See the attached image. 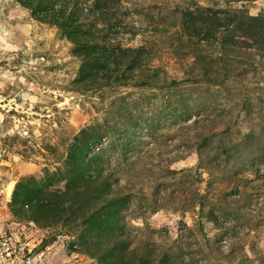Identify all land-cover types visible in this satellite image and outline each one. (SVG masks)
<instances>
[{"label": "rangeland", "instance_id": "374dc122", "mask_svg": "<svg viewBox=\"0 0 264 264\" xmlns=\"http://www.w3.org/2000/svg\"><path fill=\"white\" fill-rule=\"evenodd\" d=\"M141 2L195 10L225 0L127 4ZM247 6L255 14L264 0ZM42 14L24 0H0V188H13L12 200L27 180L64 188L69 147L91 126L102 135L94 151L129 195L121 216L132 249L150 244L175 264H264V55L255 52L254 69L241 70L221 93L207 83L80 92L76 44ZM151 38L158 37L122 42ZM171 38L155 65L181 75L182 61L170 54L179 39ZM40 229L62 241L66 264H99L82 247L81 227Z\"/></svg>", "mask_w": 264, "mask_h": 264}, {"label": "trees", "instance_id": "16d2710c", "mask_svg": "<svg viewBox=\"0 0 264 264\" xmlns=\"http://www.w3.org/2000/svg\"><path fill=\"white\" fill-rule=\"evenodd\" d=\"M24 1L36 5L44 18L60 21L65 35L76 44L75 52L83 61L75 82L80 92L131 84L175 87L207 83L221 93L241 70L254 69L251 57L255 52L264 55V8L253 14L247 6L256 0H225L195 10L190 6L164 9L145 2L132 8L128 0ZM88 18L94 20L92 24L84 22ZM98 21L103 22L102 28L96 25ZM147 33L158 38L122 42L124 37L133 40ZM173 36L180 45L170 54L182 61L184 71L171 76L155 65L154 58ZM90 128L83 129L69 147L62 173L64 188L33 180L19 184L11 203L15 217L34 221L42 229L60 223L81 227L82 247L99 264H175L170 252L159 253L150 244L143 251L132 249L129 238L123 236L126 225L121 211L129 195L114 183L101 152L94 151L102 135L91 134Z\"/></svg>", "mask_w": 264, "mask_h": 264}, {"label": "built area", "instance_id": "2783aa9c", "mask_svg": "<svg viewBox=\"0 0 264 264\" xmlns=\"http://www.w3.org/2000/svg\"><path fill=\"white\" fill-rule=\"evenodd\" d=\"M13 189L0 188V264H66L58 238L49 241L34 222L19 221L11 209Z\"/></svg>", "mask_w": 264, "mask_h": 264}, {"label": "bare ground", "instance_id": "6f19581e", "mask_svg": "<svg viewBox=\"0 0 264 264\" xmlns=\"http://www.w3.org/2000/svg\"><path fill=\"white\" fill-rule=\"evenodd\" d=\"M13 189V188H12Z\"/></svg>", "mask_w": 264, "mask_h": 264}]
</instances>
